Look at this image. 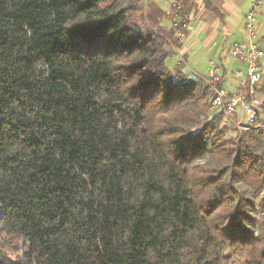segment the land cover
Instances as JSON below:
<instances>
[{"label": "trees", "instance_id": "1", "mask_svg": "<svg viewBox=\"0 0 264 264\" xmlns=\"http://www.w3.org/2000/svg\"><path fill=\"white\" fill-rule=\"evenodd\" d=\"M179 43L142 0H0V264H264V100L223 122Z\"/></svg>", "mask_w": 264, "mask_h": 264}, {"label": "crops", "instance_id": "2", "mask_svg": "<svg viewBox=\"0 0 264 264\" xmlns=\"http://www.w3.org/2000/svg\"><path fill=\"white\" fill-rule=\"evenodd\" d=\"M220 15L200 8L192 15L183 39L178 35L174 11L175 0H148L143 10L148 26L162 29L166 33H177L180 43L175 50L172 65L183 61L185 66L203 80L215 69L220 86L228 94L234 93L239 81L246 74L245 60L230 54L231 47L247 40L246 14L252 10L254 0H209ZM255 41L264 50V0L254 9ZM262 81L256 88L257 96L264 97V58L262 59ZM237 72L234 76L232 73Z\"/></svg>", "mask_w": 264, "mask_h": 264}, {"label": "built area", "instance_id": "3", "mask_svg": "<svg viewBox=\"0 0 264 264\" xmlns=\"http://www.w3.org/2000/svg\"><path fill=\"white\" fill-rule=\"evenodd\" d=\"M143 2L148 0H142ZM261 4V0H254L253 8L246 14L245 28L247 31V40L245 42L236 43L230 49V54L239 57L246 62V74L239 81L236 91L228 94L222 87L217 86V75L215 69L209 72V79L205 80L214 89V95L211 100L210 110L224 108L227 114H233L238 107L247 115L249 123H255L257 120V109L263 107V103L255 97L258 84L262 81V59L264 58V50L255 41V17L254 9ZM174 7L179 9L175 2ZM177 17L184 29L188 23H185L179 16ZM185 30H179L178 35L181 39L185 37ZM234 76L237 72L232 73Z\"/></svg>", "mask_w": 264, "mask_h": 264}, {"label": "rangeland", "instance_id": "4", "mask_svg": "<svg viewBox=\"0 0 264 264\" xmlns=\"http://www.w3.org/2000/svg\"><path fill=\"white\" fill-rule=\"evenodd\" d=\"M173 57V56H172ZM172 57L169 59L168 63L170 65H172L171 59ZM205 83H207L205 80H203ZM208 84V83H207ZM212 89V87H211ZM213 93H214V89H212ZM255 97L260 100L263 103L264 97L261 98L260 96H257L256 92H255ZM260 109V108H259ZM237 113L235 114H227L226 112H224V119L223 122H227L229 125H231V127H237L239 129H242L243 126H245V123H249L248 117L247 115L244 113V111L241 109V107L237 108ZM2 237L4 238L3 240L5 241L6 244L10 245V243H8L6 241L7 237L5 234H2ZM17 247H21L22 242L18 241ZM9 253H11L12 255L16 256L17 254H20L21 250L19 248V251L17 249H14V247H9L8 248ZM239 261L237 262L238 264H243L244 261V256L238 258Z\"/></svg>", "mask_w": 264, "mask_h": 264}]
</instances>
